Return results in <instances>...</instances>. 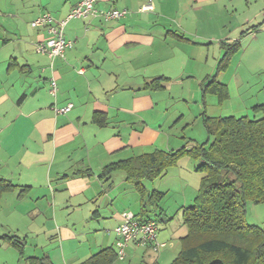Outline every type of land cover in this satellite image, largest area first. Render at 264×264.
<instances>
[{
	"label": "crops",
	"instance_id": "1",
	"mask_svg": "<svg viewBox=\"0 0 264 264\" xmlns=\"http://www.w3.org/2000/svg\"><path fill=\"white\" fill-rule=\"evenodd\" d=\"M80 1H0V176L18 186L5 192L0 203L12 194L25 208L18 213L30 218L24 230L0 220V232L26 238V256L81 264L103 249L117 251L116 227L124 212L139 220L157 215V242L164 245L155 250L131 241L123 261L112 264H170L189 232L182 208L193 204L198 192L180 202L175 214L151 205L143 214L142 195L123 169L102 176L111 163L179 149L170 137L162 138L156 122L155 94L166 87L147 86L159 76L170 80L166 74L172 64L161 54L172 35L167 0H97L101 10L127 12L111 20L73 18L65 27L73 47L55 58L39 53L36 45L47 32L29 28L30 21L44 12L65 19ZM173 18L184 30V16ZM157 57L167 65L160 72L154 69ZM52 79L56 95L50 91ZM69 103L70 110L57 111ZM41 234L55 244L42 255H27L31 239L32 246L38 245Z\"/></svg>",
	"mask_w": 264,
	"mask_h": 264
},
{
	"label": "rangeland",
	"instance_id": "2",
	"mask_svg": "<svg viewBox=\"0 0 264 264\" xmlns=\"http://www.w3.org/2000/svg\"><path fill=\"white\" fill-rule=\"evenodd\" d=\"M167 4L172 35L161 54L172 65L166 74L170 77L166 88L155 94L159 103L156 122L163 128V139L170 137L174 146L179 144L176 148L190 151L165 168L161 176L146 179L143 184L163 194L157 204L149 205L175 214L180 202L185 198L189 202L197 194L205 175L199 168L202 159L191 151L208 140L204 118L263 115L256 107L264 104V0H167ZM178 14L184 16V30L176 27L173 17ZM157 61L155 72L165 70L166 62ZM209 78L225 85L226 93L219 88L206 90ZM11 197L7 195L0 203V220L24 230L30 218L18 213L25 208ZM134 208L138 213L140 205ZM246 216L249 223L264 227V203L249 201ZM152 218L159 222V216ZM32 242L27 255H42L55 244L47 242L43 234L38 245L32 246ZM19 258L12 246H0V264H18Z\"/></svg>",
	"mask_w": 264,
	"mask_h": 264
},
{
	"label": "trees",
	"instance_id": "3",
	"mask_svg": "<svg viewBox=\"0 0 264 264\" xmlns=\"http://www.w3.org/2000/svg\"><path fill=\"white\" fill-rule=\"evenodd\" d=\"M211 78L206 90L219 88L225 94L226 86ZM168 80L159 76L147 86L164 89ZM256 108L263 112L262 117L204 118L208 140L191 151L202 159L199 168L205 170V175L193 204L182 208L189 232L170 264H264V227L249 223L246 216L249 201L264 203V104ZM187 151L190 150L186 147L172 151L158 149L111 163L104 168L102 176L123 169L142 195L144 214L147 206L157 204L163 194L147 191L143 181L161 176L165 168ZM17 187L0 176V197ZM147 220L150 219H143ZM0 239L18 250L21 264H55L48 255L26 256V238L18 234L0 232ZM117 259V251L106 248L81 264H112Z\"/></svg>",
	"mask_w": 264,
	"mask_h": 264
},
{
	"label": "built area",
	"instance_id": "4",
	"mask_svg": "<svg viewBox=\"0 0 264 264\" xmlns=\"http://www.w3.org/2000/svg\"><path fill=\"white\" fill-rule=\"evenodd\" d=\"M97 0H81L74 6L65 19H56L50 12H44L31 22L32 27L46 29L47 38L37 43L36 50L39 53L46 54L51 58L64 56L68 48H72L74 42L65 36V27L69 20L73 18H86L89 16H101L104 20H111L122 17L127 11L118 9L101 10L96 6ZM151 5L143 7L150 8ZM51 93L56 95L57 83L55 79L51 80ZM72 104L57 109L58 112L70 110ZM122 222L116 227L119 235L117 240L118 259H124L126 248L131 241L148 244L153 249H158L164 244L157 242L158 225L155 220H139L132 212L122 214Z\"/></svg>",
	"mask_w": 264,
	"mask_h": 264
}]
</instances>
